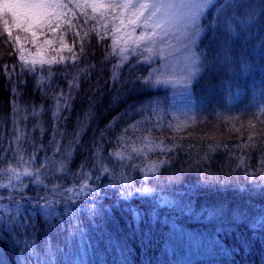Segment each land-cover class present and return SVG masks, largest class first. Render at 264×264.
Segmentation results:
<instances>
[{
	"label": "trees",
	"instance_id": "1",
	"mask_svg": "<svg viewBox=\"0 0 264 264\" xmlns=\"http://www.w3.org/2000/svg\"><path fill=\"white\" fill-rule=\"evenodd\" d=\"M5 19L0 214L23 226L0 223V264H264V0L205 11L173 54L195 58L179 89L158 83L161 55L123 54L88 7L41 66Z\"/></svg>",
	"mask_w": 264,
	"mask_h": 264
},
{
	"label": "rangeland",
	"instance_id": "2",
	"mask_svg": "<svg viewBox=\"0 0 264 264\" xmlns=\"http://www.w3.org/2000/svg\"><path fill=\"white\" fill-rule=\"evenodd\" d=\"M5 2H12V0H0L1 11L4 10L2 5ZM34 2L43 3L45 7L38 13H30L26 18H22L19 25L13 21L11 16L8 21V30L11 33L15 30L22 32L15 33L14 39L20 59L25 64L34 67L53 64L52 62L61 60L63 58V42L56 36L58 29L63 24L70 22L75 11L88 7L102 19V27L112 31L116 46L123 54H127L131 50H140L143 53L146 52L152 60H157L158 55H161L158 83L163 85L167 83L173 85L174 83L179 89L183 87V84L191 81L192 73H194L191 67L195 63V58L189 51L178 56L173 54L176 53V49H188L199 39L201 33L198 27L199 20L216 0H211L207 4L194 23L191 19L178 22L170 28L164 40H157L155 44L141 40L142 32L145 29L132 24L128 13L121 8L110 7V5L119 4L123 0H34ZM149 47H151V51L147 50ZM168 50H170L169 53L166 52ZM173 89L175 90L173 100L177 101L175 109L178 112L173 111L172 117L179 120L181 111L188 109L184 101L185 94L179 92L175 87ZM10 215L12 216V213L6 211L0 214V223L12 221Z\"/></svg>",
	"mask_w": 264,
	"mask_h": 264
},
{
	"label": "snow or ice",
	"instance_id": "3",
	"mask_svg": "<svg viewBox=\"0 0 264 264\" xmlns=\"http://www.w3.org/2000/svg\"><path fill=\"white\" fill-rule=\"evenodd\" d=\"M210 2L211 0H123L119 4L110 5V7H118L128 13L132 24L145 29L142 32L141 40L155 44L157 40H164L170 28L174 27L178 22L191 19L194 23L201 11ZM2 7L12 17L13 21L19 25L22 18H26L30 13H38L45 5L40 2H34V0H12V2H5ZM4 24H8L7 19L4 20ZM8 35L11 36L10 31ZM147 50L151 51L152 49L149 47ZM33 70L29 69V71ZM26 174L31 175V173ZM40 182L39 180L36 181V183ZM86 187L87 185H82L81 191ZM143 191L147 193L149 189L145 188ZM41 207L47 209L51 205L45 204L41 205ZM19 213L20 208L17 206V216ZM11 222H16L18 226H23L19 221L14 220Z\"/></svg>",
	"mask_w": 264,
	"mask_h": 264
}]
</instances>
